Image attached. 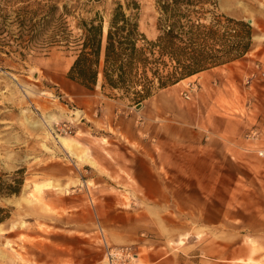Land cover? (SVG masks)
Masks as SVG:
<instances>
[{
  "label": "rangeland",
  "instance_id": "374dc122",
  "mask_svg": "<svg viewBox=\"0 0 264 264\" xmlns=\"http://www.w3.org/2000/svg\"><path fill=\"white\" fill-rule=\"evenodd\" d=\"M126 1L0 0V40L12 43L0 51V217L7 215L0 264H106V249L124 245L137 252L135 264H264V155L245 151L254 146L243 138L251 129L264 137V0H216L217 13L252 27L250 50L213 77L156 89L139 107L101 90V80L91 91L71 81L74 51L43 45L50 31L29 50L13 40L17 12L55 4L57 19L72 29L96 13L106 21ZM135 1L139 29L154 39V1ZM66 79L92 95V117ZM62 103L73 118H62ZM205 107L208 121H236L235 132L213 130L207 138L210 132L195 126ZM116 115L154 134L153 150L110 126ZM64 122L70 132L55 134ZM226 137H233L231 153ZM136 157L149 162L157 186H138ZM140 167L144 176L147 167Z\"/></svg>",
  "mask_w": 264,
  "mask_h": 264
},
{
  "label": "trees",
  "instance_id": "16d2710c",
  "mask_svg": "<svg viewBox=\"0 0 264 264\" xmlns=\"http://www.w3.org/2000/svg\"><path fill=\"white\" fill-rule=\"evenodd\" d=\"M153 1L158 13L154 39L139 29V3L127 0L124 5L117 3L106 21L96 13L90 19H78L72 29L62 17L57 19L55 4L17 12L13 21L20 31L13 40L29 50L50 31L41 39L43 45L74 51L67 72L70 80L92 90L101 75V90L137 104L156 89L234 61L250 50L252 27L242 19L217 13L216 0ZM0 46L1 52H8L4 47L12 43L0 40ZM18 182L22 185L23 179Z\"/></svg>",
  "mask_w": 264,
  "mask_h": 264
},
{
  "label": "crops",
  "instance_id": "0c3cea01",
  "mask_svg": "<svg viewBox=\"0 0 264 264\" xmlns=\"http://www.w3.org/2000/svg\"><path fill=\"white\" fill-rule=\"evenodd\" d=\"M219 66H221V65H219ZM219 66L212 67V68H209L207 70L201 71V72H199L197 74H194V75H192L190 77H187L185 79H182L180 81H184V80H186L188 78H191L193 76H200L201 74H206L209 77H211V76L213 77L214 75L218 74L215 70L217 68H219ZM100 80H101V75H99L98 82ZM65 81H66L65 84L69 88L72 89V90L70 89V92L72 93L74 98L77 101H79V103H83V105H81V108L79 107V109L81 111H90L91 112V117H92L93 116V111H94V109L91 106V103H93L92 95L86 93L85 91H81L77 87L70 86L69 80L66 79ZM179 82H177V83H175V84H173L171 86H174V85L178 84ZM80 86H82V85H80ZM83 88H85V87H83ZM87 103L89 104V106H87ZM62 104H63L62 113H61L62 114V118L64 120H69V118L72 117V115L66 111V109H69V107L65 103H62ZM107 104H111V103H107ZM116 109H118V106L116 107ZM203 112H204L203 120L197 121L195 126L197 127V129H199V127L201 126L202 129H204L205 131L210 132V134L207 135V138L212 135L213 130H216L217 132H223V133H226V134H230V135L233 132H235V130H236L235 127L237 125L236 121L231 120L229 118H224V117H221V116L220 117H215L214 116V118L211 116L212 120L208 121L210 119V116L207 117V108L206 107L204 108ZM99 123L102 124L103 122L99 121ZM212 123H213V125H212ZM108 124L110 126H112L113 128H115L116 130H118L120 132V134L125 137V140H127L128 143H134V144H137L138 146H140L142 143H146L148 145V146H146V148H148V151H150V152L153 150V147L156 144V143H153V142L151 143V140H154L156 142V138L153 136L154 134L147 133V132H142L138 128V125H136L134 119H132L130 117L122 118V117H119L118 115H116L115 117H110V120H109ZM208 126H213V127L211 128V127H208ZM146 135H148V139H146V137H145ZM232 138L233 137H226L224 139V141H225L224 150L229 152V153L233 152L234 151V147H235V146H233L234 142L231 141ZM67 139H68V141L70 140L69 138H67ZM74 154L79 156V157H81L82 159H84L86 163L89 162L90 160H92L90 157L83 158L81 155H79L77 153H74ZM136 158L137 159H135L134 166H133L132 170H133V173H134V179L137 182L138 186L139 187H143V188H151L153 186H157L156 179L154 180V179L151 178V171L147 167V163H149V162L147 160H143L142 158H138V157H136ZM90 165H92V164H90ZM140 166H146L148 168L147 169V168L144 167V171H145L144 176L141 173L142 172L141 171L142 168Z\"/></svg>",
  "mask_w": 264,
  "mask_h": 264
},
{
  "label": "built area",
  "instance_id": "2783aa9c",
  "mask_svg": "<svg viewBox=\"0 0 264 264\" xmlns=\"http://www.w3.org/2000/svg\"><path fill=\"white\" fill-rule=\"evenodd\" d=\"M251 78V75L246 77V80ZM185 97L188 98V95L185 94ZM70 125L66 122L64 123H56L54 125V133L62 134L69 133ZM262 133L257 129H251L249 132L243 135V138L246 142L252 143L254 147L245 148L247 152H255L259 156L264 155V145L259 142L264 141V137L261 135ZM137 252L134 251V248L129 245L118 246L107 248L105 251V261L106 264H135L137 260Z\"/></svg>",
  "mask_w": 264,
  "mask_h": 264
},
{
  "label": "bare ground",
  "instance_id": "6f19581e",
  "mask_svg": "<svg viewBox=\"0 0 264 264\" xmlns=\"http://www.w3.org/2000/svg\"><path fill=\"white\" fill-rule=\"evenodd\" d=\"M250 21H251V20H250ZM51 120L53 121V117H50V118H49V121H51Z\"/></svg>",
  "mask_w": 264,
  "mask_h": 264
},
{
  "label": "water",
  "instance_id": "95a60500",
  "mask_svg": "<svg viewBox=\"0 0 264 264\" xmlns=\"http://www.w3.org/2000/svg\"><path fill=\"white\" fill-rule=\"evenodd\" d=\"M136 106H138V107H139V106H140V103H138Z\"/></svg>",
  "mask_w": 264,
  "mask_h": 264
}]
</instances>
